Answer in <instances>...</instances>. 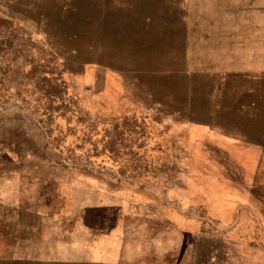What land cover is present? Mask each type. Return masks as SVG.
Returning <instances> with one entry per match:
<instances>
[{
  "label": "rangeland",
  "instance_id": "374dc122",
  "mask_svg": "<svg viewBox=\"0 0 264 264\" xmlns=\"http://www.w3.org/2000/svg\"><path fill=\"white\" fill-rule=\"evenodd\" d=\"M0 264H264V0H0Z\"/></svg>",
  "mask_w": 264,
  "mask_h": 264
}]
</instances>
